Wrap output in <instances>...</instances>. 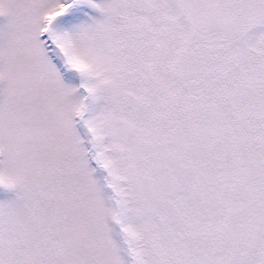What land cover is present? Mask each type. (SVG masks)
Segmentation results:
<instances>
[{"label": "snow or ice", "instance_id": "6c2138e0", "mask_svg": "<svg viewBox=\"0 0 264 264\" xmlns=\"http://www.w3.org/2000/svg\"><path fill=\"white\" fill-rule=\"evenodd\" d=\"M0 264H264V0H0Z\"/></svg>", "mask_w": 264, "mask_h": 264}]
</instances>
